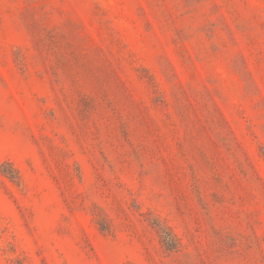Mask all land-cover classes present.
<instances>
[{"label": "rangeland", "instance_id": "1", "mask_svg": "<svg viewBox=\"0 0 264 264\" xmlns=\"http://www.w3.org/2000/svg\"><path fill=\"white\" fill-rule=\"evenodd\" d=\"M0 264H264V0H0Z\"/></svg>", "mask_w": 264, "mask_h": 264}]
</instances>
